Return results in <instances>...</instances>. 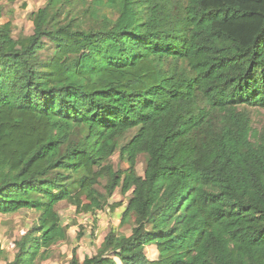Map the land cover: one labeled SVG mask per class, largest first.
I'll use <instances>...</instances> for the list:
<instances>
[{"label": "trees", "instance_id": "trees-1", "mask_svg": "<svg viewBox=\"0 0 264 264\" xmlns=\"http://www.w3.org/2000/svg\"><path fill=\"white\" fill-rule=\"evenodd\" d=\"M72 3L48 0L27 37L0 26V215L38 213L8 264L67 240L60 203L114 211L116 189L130 235L68 264H264V126L246 111H264V0H95L115 19L96 7L87 27Z\"/></svg>", "mask_w": 264, "mask_h": 264}, {"label": "rangeland", "instance_id": "rangeland-1", "mask_svg": "<svg viewBox=\"0 0 264 264\" xmlns=\"http://www.w3.org/2000/svg\"><path fill=\"white\" fill-rule=\"evenodd\" d=\"M48 0H15L8 3L0 2L1 15L0 26L9 23L12 29L13 38L27 37L32 34V23L30 15L38 9L45 6ZM182 4V0H172ZM95 0H73L70 7V16L76 19L84 20L85 27L88 26V17L90 13L96 10ZM99 15L107 14L110 18L115 19L109 9L98 6ZM91 22V21H90ZM52 51L46 49L41 54L45 58L51 55ZM251 119L252 128L260 131L264 126V111L259 108L247 109ZM135 130L128 132L119 140V147L126 145L135 135ZM113 169L125 170L127 164L121 160L118 152L115 153L110 162ZM145 166V156L140 155L136 161V172L139 176L143 175ZM106 180L102 179L97 190L104 194L103 187ZM128 196H121L120 190L116 189L111 198L108 199V205L113 206L121 204V207L111 211L106 207L102 211L94 214H77L75 208L67 203H60L57 206V212L67 230V240L52 247L48 252L49 258L46 261H36L35 264H68L72 252L75 251L78 258L91 257L96 254L103 238L109 233L114 232L118 235L129 236L134 225L133 219L129 218L125 223H121V215L128 203ZM38 219V213L29 210H20L9 215H0V264H8L13 261L15 255L14 244L21 240ZM145 255L149 260L157 259L156 250L153 246L145 249Z\"/></svg>", "mask_w": 264, "mask_h": 264}, {"label": "crops", "instance_id": "crops-1", "mask_svg": "<svg viewBox=\"0 0 264 264\" xmlns=\"http://www.w3.org/2000/svg\"><path fill=\"white\" fill-rule=\"evenodd\" d=\"M156 254H157V252H156ZM152 261V260H151Z\"/></svg>", "mask_w": 264, "mask_h": 264}]
</instances>
